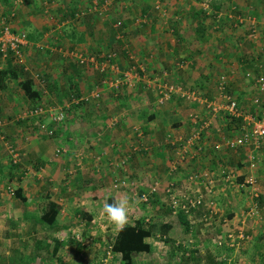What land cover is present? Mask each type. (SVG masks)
I'll list each match as a JSON object with an SVG mask.
<instances>
[{
    "label": "crops",
    "instance_id": "0c3cea01",
    "mask_svg": "<svg viewBox=\"0 0 264 264\" xmlns=\"http://www.w3.org/2000/svg\"><path fill=\"white\" fill-rule=\"evenodd\" d=\"M40 1L13 3L17 13L8 23L17 30L25 29L30 33L31 43L25 50V69L40 90L39 99L44 108L49 110L42 119L39 115L31 116L33 114L23 121L10 119L0 134V164L3 165L0 184H4L5 191L20 189L19 195L13 192V196L8 194L6 198L12 204L20 201L22 206H17L16 210H23L20 214L19 211L13 214V218L22 224V229L31 223V213L36 208L41 211L48 199L61 205L57 214L59 226L65 220L69 222L74 210L72 204H76L80 212L83 208L91 215L97 199L91 197L93 187L103 192L99 198L103 200L102 206L111 194L119 198L126 193L131 201L135 193L130 191L134 189L111 186L117 177H129L146 186L157 180V198L160 200L169 182L174 184L177 193L190 195L196 187L203 191L205 183L189 184L186 175L194 168L200 171L209 168L208 162L215 161V158L208 143L218 140L221 134H227L228 129L233 130L238 115L229 117L226 108L210 112L203 102L178 93L157 103L154 99L157 98L153 87L155 81L150 80L151 71L162 73L166 69L170 74L164 79L169 84H179L182 89H200L206 93L199 91L205 98L208 93H214V97L208 100L220 102L224 98L215 86V79L226 77L225 88L242 105L241 110L255 116L259 105H255L253 100L263 95L256 89L254 79L244 73L264 70V32L260 29L254 37L249 34L248 22L240 23L232 7L235 1L239 8L256 16L257 24L264 28V0H108L107 5L104 7L102 3V9L94 14H91V3L98 0ZM157 1L160 6L156 8L154 3ZM8 2L0 0V20H5L3 14L11 9ZM218 13H221L220 17ZM135 16L141 20L135 22ZM224 17H228L230 22L219 24L218 18ZM117 20L122 21V27L115 26ZM207 27L217 28L220 33L213 29L216 33L210 34ZM39 43L45 47L39 48ZM78 51L84 55H95L99 62L106 59L108 51H113L114 57L108 61V66L114 63L116 73L120 74L124 69L128 71L133 63L136 66L132 71L134 74L117 88L104 87L100 83L104 74L95 63L87 60L79 64L73 57L75 55L70 53ZM8 63L7 56L0 54V69L9 66ZM32 63L37 68H31ZM38 72L42 75L39 76ZM20 79L19 74L0 75V114L3 117L27 114L31 109L32 100L23 99L20 93ZM49 81L56 83L58 92L48 87ZM94 87L102 88L100 99L77 101L73 98L91 92ZM57 108L63 110L65 117L55 121L54 132H46L39 123L44 122L52 128L49 121ZM252 108L256 113L252 114ZM190 109L198 112L194 114L210 119L205 139L208 152L202 157V154L188 157L181 166L173 169L176 167L173 165L176 155L173 146L165 143L164 136L167 133L173 139L186 136L192 126H197L191 122L196 119ZM6 140L17 146L14 151L20 159L18 167L13 168L10 163L14 154L5 150ZM248 150L259 158L256 173L264 192L261 183L264 182V146H244L242 151L239 149L241 153L233 150L231 158L235 164L245 166L243 153ZM220 152L223 151L215 152V156ZM195 154L197 152L192 155ZM127 155L129 158L123 164L122 158ZM13 161L16 162L15 158ZM83 190L84 193L89 192L90 209L82 204ZM214 193L217 198L222 193L218 184L214 186L212 195ZM160 205L163 203L148 206L149 211L144 210L145 206L137 208L136 213L130 212L129 222L142 213L151 212L159 217L157 209ZM94 215L92 222L95 221ZM34 230L30 229L28 235L39 233ZM4 233L11 234L10 231ZM151 237L155 235L152 234L149 240Z\"/></svg>",
    "mask_w": 264,
    "mask_h": 264
},
{
    "label": "rangeland",
    "instance_id": "374dc122",
    "mask_svg": "<svg viewBox=\"0 0 264 264\" xmlns=\"http://www.w3.org/2000/svg\"><path fill=\"white\" fill-rule=\"evenodd\" d=\"M5 1L8 2L9 0ZM222 21L230 22L228 17L218 18L219 24H221ZM256 22H258L257 18ZM206 29L210 34L216 33L215 31L220 33V30L217 28H213L215 31L210 27ZM229 35H232V32ZM262 64L264 66V60ZM33 66L36 67L34 63H32V66L30 65L31 68ZM224 79L226 80V77ZM200 93L206 94L202 91H200ZM211 94L212 95L208 93L207 95L214 97V93ZM189 112L192 114L195 112L198 113L193 109H190ZM14 148H17V146H14ZM5 150H8L6 144ZM239 156H241V154H239ZM216 165L218 166L220 164L212 161L211 163L208 162V166ZM135 183H137L136 189L139 186H143V183L140 184L141 182L139 181H135ZM261 183L264 186V182L261 181ZM3 185L2 183L0 186V230H3L2 233L0 232V240H28L29 238H31L30 240H53L54 237L60 240H76L74 235L77 229L82 230V236L94 234L93 240H111L112 236L115 234V225H105L103 221V215H101V209L103 207L101 202H103V200L99 199L100 197H97V199L93 198L96 199L94 200L96 203L93 206L94 210H92L93 212L91 214H95V221L92 222L91 225H89L86 220L87 216L77 210L76 204H72V208L74 209L72 216L68 219L69 222H66V220L63 221L66 224L64 223L61 228L56 230H53V228L47 229L46 225L41 224L39 217L40 209L36 208V211L31 213L32 218L35 220L32 219L31 223L27 224V226L22 229V224L18 223L16 221L17 219L13 218V214L18 211L20 214L21 210H23H16L17 206L22 205H19V200L14 204L8 201L6 196H8V194L13 196V192L8 188V191H5ZM125 188L134 189L133 186ZM95 190H97V188L93 187L91 192H96ZM223 190L224 191H222L217 198V205L220 208L219 212H221L222 215L210 219V222L206 224L199 220L202 219V213L205 212L204 208H198L192 213L191 217L195 220L197 219L193 229L197 236L196 238L194 237L193 240H213L217 235H222L224 231L235 229L237 226H242L244 230H253V237L251 240H264V192L257 204L258 215L248 217L242 214L246 205L250 202L247 194L244 191L241 192L238 190L236 183H232L229 190L225 188ZM84 191L85 190L82 191L84 194L81 199L83 200L82 204L84 208L90 209L91 205L88 200L89 192L84 193ZM130 192L133 194L135 193L134 198L130 201L133 210H131V213H134V211L136 213L137 208H142L140 202H138V190ZM144 210L149 211L147 206H145ZM230 212H232V215L234 214L235 217L232 215L229 217L228 214ZM224 217L225 219H222ZM231 217H234V219L232 220ZM7 226L9 228L5 229ZM26 228L29 229L27 230ZM90 228L91 233L89 232ZM30 229H36L39 233L29 236L28 231H30ZM6 231H10L11 234L4 233ZM154 238L151 237V240H161L156 236ZM167 240H172V238L168 237ZM110 242L111 241H93L90 244L82 245L79 241H60V245H58V247L54 246V248L53 241H0V264H102V259L106 256V247ZM193 242L195 246H197V253L192 254L190 258H186L182 252L180 253V250L177 249L172 241L164 243L161 241H151L153 250L147 254H136L134 264H196L198 260L203 264H216L217 259L214 260V262L209 261V255H214V257H216V255L221 254L219 253V249H216L217 247L214 241ZM55 249L57 250L55 251ZM262 253H264V241H250L249 244L243 242L241 243V247L237 248L236 251L233 250L230 254L227 253L230 256H228L226 262L228 263L230 258L233 257V260L230 262L231 264H264ZM222 255H225V252ZM107 264H123V262L119 254L113 253L112 257L108 259Z\"/></svg>",
    "mask_w": 264,
    "mask_h": 264
},
{
    "label": "trees",
    "instance_id": "16d2710c",
    "mask_svg": "<svg viewBox=\"0 0 264 264\" xmlns=\"http://www.w3.org/2000/svg\"><path fill=\"white\" fill-rule=\"evenodd\" d=\"M25 1L26 0H24V2H23L24 4H25ZM102 1L103 0H98L99 3H101ZM8 5H9V7L11 6L12 10L11 9H7L5 14H3V16H2V17L5 18V20H3V21L6 22V23H9V21L12 18V16L15 13H17L16 9L13 8L12 0L10 2H8ZM92 5H93V2L91 3V7H92ZM233 5H234L232 7L233 14L237 15V14H240V13H245L244 10L239 8L238 4L235 1L233 2ZM98 11L99 10H95V9L91 8V14L97 13ZM237 20H238V18H237ZM257 23L258 22H256V24H255L256 29H258V30L262 29V28H260L259 24H257ZM1 26H2V24H1ZM252 26L253 25L248 23L247 32L249 34L252 33L251 32ZM12 29L13 30H17V28H15V27H12ZM24 31L26 33V36L28 38H30V33H28L29 31L25 30V29H24ZM69 49L72 50L71 48H69ZM49 51L50 50L48 49V52ZM25 52L26 51H24L22 59H20L14 53V51L11 48H8L6 56L8 58V62H9L8 65L9 66L0 69V75H2V76L6 75V74H12V75L19 74L20 75V77H21V79L19 80L20 81L19 82V87H20V90H21L20 93H22V95L24 96L25 100L28 99V98L32 100V103L30 104L31 109H30V111L27 114L19 113V114H16V116H14V117L9 116V115L3 117L2 114H0V134L3 133L2 132V128L6 124H8V121H10V119H13L14 121H23V118L26 119V118H29L31 116H38V115H39V118L42 119L43 116L48 115V113H49L48 108L45 109L43 104H42V101H40L41 99H39L40 90L35 86L36 83L34 82L33 77H31L29 75V73L27 72V70L25 69V66H26V63H25V58H26ZM0 54L2 55L1 49H0ZM73 57L75 58L77 63H79V64H84L85 63V62L81 63L77 56H73ZM176 69H178V68H176ZM38 75L40 76L42 74L40 72H38ZM41 78H42V76H41ZM217 80H218V78L215 79V86L216 87H217ZM46 81L47 80H45V82ZM100 83H102V85L104 87H107V86H105L106 84L103 83L101 79H100ZM48 87H50L51 90L53 88L54 91L58 92V90H57L58 87H56V83H54L52 81H49ZM108 88L114 89V87H108ZM94 89H97V88L94 87L92 90H94ZM189 89H195V88L189 87ZM98 90H99V95L98 96H92L91 92L89 91L87 93H81L79 96H74L73 98L77 99V101L78 100L79 101H87V100H89V98H91V100H94V99L98 100V99H100L102 97L101 96L102 88H99ZM223 91L227 92L229 94L231 93L230 91H228L225 88V85H224ZM85 96H89V97H85ZM201 97H203V96L201 95ZM212 98H213V96H209L208 95V97L205 98V99H206V101H208V99H212ZM154 99H156V98L154 97ZM46 101L48 102L49 100H46ZM206 101H203V103L205 104L206 108L208 110H210V107L207 105ZM237 103H238V107L241 109L242 105L238 102V100H237ZM263 103H264V99H263ZM254 104L257 105L256 103H254ZM35 109H37L38 111L35 112L34 111ZM57 109H58L57 112L61 110V108L60 109L57 108ZM226 111H227V115H230L229 117L234 118V116H236L234 114H230L228 110H226ZM253 113H256L255 108L254 109L252 108V114ZM30 114H33V115L30 116ZM197 116L198 117H196V120L194 122L191 121L192 124H199L204 119H207V116H201V115L199 116L198 114H197ZM258 116L259 115L256 113L255 117H258ZM64 117H65V113H63L62 119ZM50 118H51L50 119L51 121H49V123L51 124V126H53L52 128L49 127L44 122H40L39 123L40 124L39 127L43 128L46 132L52 133V132H54V125L53 124H56L55 121H61L62 119H54V118H52V116ZM236 119H235L236 121L234 123L235 125L234 126L232 125L233 126L232 127L233 130L230 131V129H228V131H227L228 133L227 134H221V136L234 137V136L238 135V130L241 129V126H242V123H243V117L238 115L236 117ZM194 129H196V127L192 126V128L190 129V132L188 134H191V132ZM207 129H208V126L201 130V134H199V136L194 140L192 145L189 146L188 150H186L184 152V157L183 158H180L179 155L177 154V151L182 148V146H180L181 145V141L180 140H176V141L173 142V137L170 135V133L165 134V136H164L165 143L168 144L169 147H171V145L173 146V149H174V152H175V155H176V159L174 160L176 162V167L173 168V169H176L177 167L181 166V164L184 162V160L186 158H188V157H197V156H199L201 154H202L201 155V157H202L204 154H206L208 152L207 145L205 143V139L208 136ZM221 136H220V138L218 140H216V141H214L212 143H208V145H210L209 146L210 149L212 148L211 150H214L212 152V156L215 158V161L213 160V162H216V163H218L220 165H218V166L217 165L216 166H209L208 169L210 171H216L219 166L227 165L229 167L235 166L236 169H238V170L239 169H243V171L246 170L247 169V165L250 163V160L246 159L245 160V164H244L245 166H242L239 163L235 164L234 162H232L233 159L230 158L231 157L230 153L233 152V150H236V152H240L239 149L242 151V148L244 147V145H238V146L232 147V146H229L226 143H222L221 146L216 147L215 144L217 142H222ZM166 137H167V140H166ZM5 144H6L7 149L10 152H12L11 148H14L15 145L12 142H9V140H6L4 145ZM260 150H262V149H260ZM217 151H223V152H220V154L218 153V156H215V152H217ZM194 152L195 153L197 152V154L192 155V154H194ZM234 155L239 156V154H234ZM246 156H247V152L245 154L243 153L244 159L247 158ZM18 157L19 156H14V157L12 156L13 159L10 160V163L12 164L13 168L15 166H17V167L19 166L20 159ZM14 158H15L16 162L13 161ZM128 158H129L128 155L124 156L122 158V162L124 161L123 164L126 163ZM258 159L259 158H255L256 168L254 170V173L256 174L257 179L259 180V183H260L259 174L256 173V169H257V167L259 165V163H258L259 160ZM193 170H199V169H195L194 168ZM193 170H191V171H193ZM2 172H3V165L0 164V173H2ZM190 172H188V174L186 175V181H187V176L189 175ZM122 178L128 179L129 181L131 180V182H133V184H129L127 186L120 185V186H118L116 188L133 186L134 190H138V195L141 194L142 192H146L147 193V195H148V199L147 200H142V199L139 198L138 202H140L141 206H147V207L150 206V207H152V206H155V204H157V202H160V203L162 202L163 205L162 206L160 205L158 207V209H157V211H160L159 214H157V215H159V217H155L156 214L153 215L151 212L150 213H146V214L142 213L140 216H135V217L132 218L131 222H128L124 226L123 230H116L115 234L112 236L111 240H149V237L152 234L155 235V236H156V234H159L160 237L163 236L164 237L163 240H167L168 237L172 238V240H184L190 233H191V237H192V240H193V238L194 237L196 238V236H197L196 232L193 231L197 219L195 220L191 216H192V213L196 209H198V208H204L205 209V212H203L202 216H201L202 219H199V220L205 222L206 224L210 222V219H212V218H214V217H216L218 215L219 216L222 215L221 212H219L220 208L217 205L218 204V200H217L216 194L214 193V195H212L213 192L211 193L210 198H212L214 200L215 205L217 206V208L215 210H213L214 212H211V210H212L211 207L208 206L207 204H205V202H203L200 205H198L197 208L192 209L190 213H186L183 210L174 211L171 208V206L166 203L165 198H167V196L169 195V192H166V190L164 191L165 194H164V196H162V200H160L161 198L160 199H159V197L157 198V193H158V189L159 188L157 190H155V191H153V190L149 191L146 187H144V184H143V186H139L136 189V187H137L136 184L137 183H135V180H133L132 178H129V177H117V178H114L112 183H111V186H112L113 182H115V181H117L119 179H122ZM242 178H243V175H238L233 183H236L237 186H238L237 181H241ZM151 182H153V181H151ZM220 183H218V188L222 189V191H223L224 188L226 190H229V187L232 184V183H228L227 185H223L222 183L221 184ZM140 184H142V183H140ZM173 189L176 190V187L174 186V184H173ZM238 190H240L241 192L244 191L247 194V196L249 197V201H250L251 198H250L248 190L246 188H244V187L240 188L238 186ZM93 191L91 192V195L94 198L101 197L102 194H103V192L100 191V189L95 190L96 192H93ZM199 191L205 192V187H204L203 191L201 189H199ZM13 192L16 193L17 195H19L20 194V189L17 188ZM197 193L198 192L195 189H192V193L190 195H194V194H197ZM262 196H263V192L261 190V193L259 194V196L254 198V200L256 201V204H258V201L260 200V198ZM21 198H23V197H21ZM113 198H115V196L111 194V195L107 196L106 201L111 203ZM206 198H207V196L205 194L204 195V199L206 200ZM60 207H61V205H60L59 202H57V201H55L53 199H48L45 202L44 206L42 207L41 211L39 212V217H40V220H41V224L46 225L47 228H51V229L53 228V230L61 228L63 224H61L60 226H59V224H57V222H58L57 214H58V212L60 210ZM248 208H249V205H246V208L243 211L247 210ZM82 211H83V213H82ZM82 211H81V213L87 216L86 220L88 221V224L91 225L92 224V220H93L92 214L91 215L88 214V212L86 210H84L83 208H82ZM228 215L230 217L232 215V212H230ZM257 215H258V213H256L253 216H257ZM147 216L150 217L148 220L146 219ZM253 216H250V217H253ZM222 219H225V217L222 218ZM232 230H235V229H232ZM250 231L245 230V233H251V239H252L253 230L251 232ZM258 233H260V232H258ZM225 234H226V231L223 232V234H222L223 236L222 235H217L216 238H214L213 240H223V238L225 237ZM53 240H60V239L54 237ZM164 242H167V241H163V243ZM172 242L177 247V249L180 250V253L182 252V254L186 258H190L192 256V254L197 253V246H195L193 241H192V245L194 246L193 248H189V247L184 246L183 244H181L182 241H172ZM177 242H179V244H176ZM214 242H215L216 247H217L216 249H219V251H220L219 253H221V254L216 255V257H214V255L213 256L209 255V261L210 262H214V260L217 259L216 264H227L226 261L228 259V256H230L227 253L230 254V252H232L233 249L229 248L225 244V241H222L223 243L220 244V245L218 244V241H214ZM58 245H60V241H53V247L54 246L58 247ZM150 245L151 244L149 243V241H111L110 242V246L112 248V252L114 254H119L120 255L123 264H134V258H135L136 254H140L141 255V253H146L147 254V253L151 252V248L152 247ZM56 250L57 249H55V251ZM187 251L190 252L189 255L186 254ZM222 252L223 253L225 252V255H222L223 254ZM262 256L264 257V253H262ZM196 264H203V263H201L198 260L196 262Z\"/></svg>",
    "mask_w": 264,
    "mask_h": 264
},
{
    "label": "built area",
    "instance_id": "2783aa9c",
    "mask_svg": "<svg viewBox=\"0 0 264 264\" xmlns=\"http://www.w3.org/2000/svg\"><path fill=\"white\" fill-rule=\"evenodd\" d=\"M24 0H12L14 4H21ZM108 0H103L101 3L98 1H94L92 5V9L99 10L102 9L101 4L105 7L107 5ZM160 2L157 1L154 3V7H159ZM12 10V9H11ZM13 13V12H12ZM221 13H218L217 16L220 17ZM237 18L240 20V23L247 21L249 24L253 25L251 30V35L254 37L256 36L258 29H256V18L253 14L249 12L240 13L236 15ZM135 22H138L141 20L140 17L135 16ZM2 24L0 28V49L2 51V55L6 56L8 48H11L14 53L22 59L24 51L26 50V46L30 45L31 41L26 36L25 31L23 30H13L12 27L4 22L3 20L0 21ZM116 27H122V21L117 20L115 22ZM262 31L264 32V28H262ZM45 44H38L39 48H43ZM262 48H264V44L262 45ZM77 56L81 63L91 60L95 63L96 68H98L101 72H103L102 82L105 83L107 87H119L120 84L123 82H127L130 80L129 76L131 74H134L132 71L135 69V64L129 65V70L120 71V74L116 73V65L113 63L108 66V61L111 60L114 57L113 51H108L107 54H105V60L104 61H97L95 60V55H84L82 52H70ZM181 65V64H178ZM170 74V71L168 70H162V73L152 72L151 71V77L150 80L155 81L153 84V87L156 88L157 92V103H162L166 99L170 98L172 94L178 93L182 94V96H186L187 98L195 101H206L204 97H201L198 92H196L195 89H182L183 87L176 83H168L165 81L166 77ZM245 76L248 78H253L254 83L256 86V89L263 95V97L256 96L254 98V103L259 105L257 114L258 117H255L253 115H250L249 111L243 112L239 107L237 100L232 97L229 93L224 92V85H225V79L223 76H221L217 80V87L219 90V93L221 94L222 98H224V101L220 102L218 100H208L207 105L210 107V110L214 113V111H217L219 108H226L230 114L234 115H242L243 117V123L241 126L240 131L238 132V135L234 137H226L221 136L222 142H217L215 144L216 147L221 146L222 143H226L229 146L235 147L238 145H244V146H251V148H261L264 146V70L259 71L257 73H253L251 71H245ZM165 78V79H164ZM92 96H98L99 90L94 89L91 91ZM84 96V95H83ZM89 97V96H85ZM262 99V100H261ZM35 112L38 110L35 109ZM63 110L61 109L58 111L55 115H52V118L54 119H62L63 117ZM193 117H197L196 114H192ZM195 121V120H194ZM210 125V119H204L202 122L197 124L196 129H194L191 134H188L186 136H178L177 138L173 139V142L176 140L181 141L182 148L177 151V154L180 158L184 157V152L188 150L189 146L192 145L194 140L201 134V130L205 127ZM11 151L13 152L14 156H17L15 154L14 148H11ZM247 160H250V163L247 165L246 170L236 169L235 166L229 167L227 165H222L217 168L216 171H210L208 168H204L202 171L200 170H193L189 173L187 176V182L189 184L192 183H205V192L199 191L198 187L195 188V190L198 192L194 195H188L187 193H177L173 189V183L169 182L167 186L165 187L166 192H169V195L167 198H165L166 203L171 206V208L174 211L183 210L186 213H190L192 209L197 208L198 205L205 202L208 206L211 207V212H214L217 208L215 205V202L212 198H210L211 193L214 191V186L218 183H222L223 185H227L228 183H233L238 175H243V178L241 181H237L238 186L244 187L248 190L249 196H250V202H249V208L242 212L244 216H253L257 213V204L254 200L255 197L259 196L261 193V187L259 180L257 179L256 174L254 173V170L256 168L255 158H258L253 151L248 150L247 151ZM176 166V162L173 164ZM175 168V167H173ZM220 183V184H221ZM133 184V182H130L128 179H119L115 182H113L112 187L116 188L120 185H129ZM159 182L157 180L150 182L146 188L151 191H155L158 189ZM207 194L206 200L204 199V195ZM139 198L142 200H147L148 195L146 192H142L139 194ZM210 198V199H209ZM150 217H146L148 220ZM103 221L105 222V225L111 224L105 216H103ZM243 225V224H241ZM117 230V229H116ZM94 234H87L82 236V230L77 229L74 238L76 240H93ZM190 235V236H189ZM184 240H192L191 233L189 234ZM156 237L163 240V236L160 237L159 234H156ZM251 239V233H245V230L242 226H237L235 230H227L225 237L223 240H250ZM78 242V241H77ZM82 245L90 244L93 241H79ZM163 242V241H161ZM243 242H249V241H225V244L232 248L234 251H236L237 248L241 247V243ZM222 241H218V244H222ZM176 244H179L177 242ZM181 244H183L186 247L193 248L192 241H182ZM107 251L106 256L102 259V264H107L108 259L112 257V248L110 244L107 245ZM187 255L190 254L189 251L186 253Z\"/></svg>",
    "mask_w": 264,
    "mask_h": 264
},
{
    "label": "clouds",
    "instance_id": "9594fccd",
    "mask_svg": "<svg viewBox=\"0 0 264 264\" xmlns=\"http://www.w3.org/2000/svg\"><path fill=\"white\" fill-rule=\"evenodd\" d=\"M132 210L130 198L126 193H122L119 198H113L112 202H104L101 209V215L113 225L117 230H123L129 222V214Z\"/></svg>",
    "mask_w": 264,
    "mask_h": 264
}]
</instances>
